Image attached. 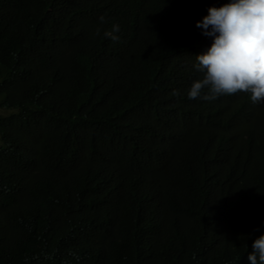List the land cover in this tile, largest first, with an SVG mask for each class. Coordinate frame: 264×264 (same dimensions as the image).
Listing matches in <instances>:
<instances>
[{
    "label": "trees",
    "instance_id": "trees-1",
    "mask_svg": "<svg viewBox=\"0 0 264 264\" xmlns=\"http://www.w3.org/2000/svg\"><path fill=\"white\" fill-rule=\"evenodd\" d=\"M227 2L0 0V264H250L264 106L187 97Z\"/></svg>",
    "mask_w": 264,
    "mask_h": 264
},
{
    "label": "clouds",
    "instance_id": "clouds-1",
    "mask_svg": "<svg viewBox=\"0 0 264 264\" xmlns=\"http://www.w3.org/2000/svg\"><path fill=\"white\" fill-rule=\"evenodd\" d=\"M106 23L104 15L99 17ZM211 45L195 55L194 68L201 75L187 90L192 100L213 101L221 95L248 94L256 116L262 118L264 104V0H229L211 6L196 22ZM99 31V30H98ZM118 24L104 31L113 42L120 37ZM173 95H179L174 91ZM206 111V110H204ZM250 264H264V234L253 240Z\"/></svg>",
    "mask_w": 264,
    "mask_h": 264
},
{
    "label": "rangeland",
    "instance_id": "rangeland-1",
    "mask_svg": "<svg viewBox=\"0 0 264 264\" xmlns=\"http://www.w3.org/2000/svg\"><path fill=\"white\" fill-rule=\"evenodd\" d=\"M2 111V109H0V112Z\"/></svg>",
    "mask_w": 264,
    "mask_h": 264
}]
</instances>
